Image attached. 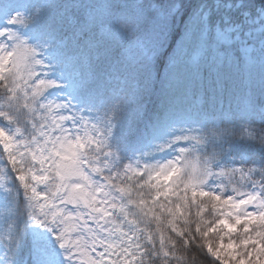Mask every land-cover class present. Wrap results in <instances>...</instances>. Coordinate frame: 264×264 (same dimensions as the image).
Segmentation results:
<instances>
[{
  "label": "snow or ice",
  "instance_id": "6c2138e0",
  "mask_svg": "<svg viewBox=\"0 0 264 264\" xmlns=\"http://www.w3.org/2000/svg\"><path fill=\"white\" fill-rule=\"evenodd\" d=\"M62 2L56 22L64 41L90 42L81 85L87 112L47 99L57 81L39 53L49 44L29 43L19 31L31 24L51 40L61 0H40L34 12L0 0V14H8L0 28V188L4 169L14 174L5 189L10 218L0 234V264H48L46 252L57 246L66 264H264V87L257 92L252 79L257 45L222 38L206 19L188 23L179 54L158 75L156 46L127 39L142 25L139 11L106 7L97 16L86 0ZM115 36L124 42L108 39ZM55 55L63 71L71 53L58 47ZM113 69L120 72L116 83ZM156 93L172 103L150 113L148 98ZM177 106L194 126L171 123ZM118 125L123 140L167 127L175 134L153 151L170 149L172 157L125 158L110 139Z\"/></svg>",
  "mask_w": 264,
  "mask_h": 264
},
{
  "label": "trees",
  "instance_id": "16d2710c",
  "mask_svg": "<svg viewBox=\"0 0 264 264\" xmlns=\"http://www.w3.org/2000/svg\"><path fill=\"white\" fill-rule=\"evenodd\" d=\"M86 0V3L92 6V11L97 15L101 16L104 9L106 7H110L112 11L123 12L127 11L132 13L134 11H139L143 17L142 25L139 28V31L133 29V31L128 32L127 39L131 42H135L136 40H150L155 46L156 50V58L155 65L158 75H162L168 63L177 55L174 53L175 48H179L177 41L181 37L182 28L187 26L188 23H195L196 25H200L205 19L207 22L213 27L215 30V21L217 18V14L213 11L207 10H199V3H203L205 6L208 1L207 0H178L179 1V14L167 13V8L170 0ZM256 1V0H251ZM259 1V0H258ZM140 3V4H127V3ZM93 3L96 4V7L93 6ZM40 5V0H31L27 8L35 10V7ZM119 6V7H118ZM63 7V2L57 4V12L53 13L52 16V28L54 30V37L51 40L45 41L44 37L39 36L38 33L34 30L31 24L26 26H22L19 31L23 36L28 38V42L34 45L39 46V43L47 42L49 44L48 48H41L39 54L44 52L55 53L58 47H65L69 52L72 53L69 61L73 65V67L77 68L81 73L82 80L86 77L85 66L89 60V47L90 42L85 38H79L72 36L69 37L67 41H64V33L63 29L57 24V16L59 9ZM167 13V16H166ZM80 18L82 17V11L76 10L74 12ZM165 18V20H164ZM164 21V22H163ZM121 23H123L121 21ZM149 23L158 24L156 30L152 33H146L143 29ZM171 27L170 33L165 30V28ZM113 30H116V26H113ZM135 33V35L133 34ZM108 39H112L116 43H123L124 38L120 36L108 37ZM63 41V44H59L58 42ZM256 57L257 63L255 69L252 74L253 83L257 92L264 87V67H261L260 58L261 54L253 53ZM109 75L113 78V83H116V77L120 75L119 69H113ZM111 86V85H109ZM236 93L238 95H243V88L238 87L236 89ZM231 97H226V100H230ZM149 102V111L150 113H160L163 108L172 103L171 99L163 93H156L153 96L148 98ZM175 124L177 127H191L195 125L194 120H186L182 117L179 106H177L176 117L171 122ZM142 124L140 121L137 123ZM170 126V125H169ZM156 130H161L162 136L157 137L158 140L165 142L168 136L174 135L175 133L168 132L167 127H158ZM141 131V128H138V132ZM120 135V126L113 130V135L110 138L112 143L122 152V155L127 158L129 154H132L133 159L137 155H141L146 151H151V155L144 157L146 160H158V156H162L170 149H165L160 152L153 151L159 142H155L149 139L147 136L129 137L127 140L118 139Z\"/></svg>",
  "mask_w": 264,
  "mask_h": 264
},
{
  "label": "rangeland",
  "instance_id": "374dc122",
  "mask_svg": "<svg viewBox=\"0 0 264 264\" xmlns=\"http://www.w3.org/2000/svg\"><path fill=\"white\" fill-rule=\"evenodd\" d=\"M27 1L28 0H12V3L17 7L23 8V7H25ZM5 4L6 5L8 4V0H5ZM7 15H8L7 13L0 14V28L7 26ZM172 155L173 154L167 156L166 159H170L172 157ZM0 193H1V191H0Z\"/></svg>",
  "mask_w": 264,
  "mask_h": 264
}]
</instances>
